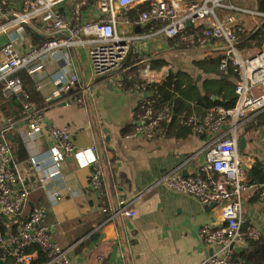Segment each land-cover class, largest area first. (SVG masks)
I'll return each instance as SVG.
<instances>
[{
	"label": "crops",
	"instance_id": "1",
	"mask_svg": "<svg viewBox=\"0 0 264 264\" xmlns=\"http://www.w3.org/2000/svg\"><path fill=\"white\" fill-rule=\"evenodd\" d=\"M80 1L64 0L54 10L64 15L70 26L104 18L98 0H88L85 4ZM229 4L242 10H220L218 16L223 19L229 14L234 15L232 29L238 38V53L242 57L252 55L264 46V25L260 24L257 15L248 12H260L256 2L229 0ZM9 6L11 13L0 16V26L9 25L0 30V61L1 48L8 41H14L19 51L27 52L50 38L46 28L51 26L52 18L46 19V12L22 22L14 20V15L27 10L25 0H9ZM140 6L145 8V4H139L125 14H118L116 21L119 30L145 35L159 27V24L154 25V29L150 24H136L139 14L135 19L133 10ZM54 35L67 36L66 32ZM174 39L157 34L135 40L128 54L129 62H135L124 67L127 56L120 72L122 79L116 82L108 78L94 79L88 47L82 45L49 53L32 73L21 68L13 74L18 78L19 71L25 72L44 99L41 107L32 104L40 110L43 124L66 127L74 148L86 150L88 158L97 156L103 171L102 190L85 191L90 168L69 156L62 162L58 175L41 184L38 180L40 172L31 168L29 157L35 155L48 168L51 139L47 134L36 139L22 136L26 124L14 126L7 134L8 139H12V135L21 139L28 153L26 159H15L17 168L26 186L31 189L38 186L34 197H40L43 201L34 206L46 208L44 222L50 226L52 238L59 245L70 247V264H198L212 251L200 238L199 231L204 224L217 223V205H203L196 198L181 194L163 183H156V180L163 172L181 165L211 139L210 133L197 134L185 127L181 120L185 115L206 111L187 92L197 90L200 95H204L205 80L218 77L209 67L213 66L211 60L220 58V54L216 50L211 51L210 47L223 45L224 42L213 41L205 52L178 46L179 40L177 42ZM145 66L149 68L147 76L142 72ZM135 67L137 77H128L132 87L123 89L124 75ZM169 72L178 74L181 81L176 96L181 97L177 108L183 110L172 121L165 122L162 133L154 139L130 137L137 119L135 112L138 114L140 105L145 106L142 102H150L149 99L155 96L154 90L147 86L160 83ZM229 72L234 71L231 68L225 73L221 72L224 74L221 78L225 76L226 82L233 87L238 75L234 77ZM70 73L77 75L78 82L71 86L70 92L60 93L61 99L52 101ZM148 79L145 90L139 91L137 86L141 84L140 81ZM0 84L1 92L4 84ZM146 91H151L152 95L144 97ZM67 99L71 101L70 104H60ZM23 102L0 107V122L4 117L19 116ZM170 105L173 110L174 104ZM254 118L256 116L246 120L239 126L240 132H237L238 140L243 137L246 142L244 149L239 150L240 157L243 160L250 157L253 165L259 161L264 163V121L255 125L256 120L252 121ZM260 119L264 120V116ZM127 125L131 126L132 131L122 134ZM92 145L97 147L93 153L88 150ZM202 158L200 154L189 159L182 165L181 173L186 175L195 172ZM251 168L246 169L248 177ZM248 184L252 187L243 195L246 224L258 228L264 235V198L261 196L260 184L249 183V180ZM50 191H61L62 197L51 202ZM121 201L130 202L128 207L135 211L134 216L117 213L109 217L108 211L100 210V206L104 205L112 214ZM22 219L7 218L5 233L15 230ZM5 251L0 245L1 264H6L9 257ZM98 256H102L103 260L98 261Z\"/></svg>",
	"mask_w": 264,
	"mask_h": 264
},
{
	"label": "built area",
	"instance_id": "2",
	"mask_svg": "<svg viewBox=\"0 0 264 264\" xmlns=\"http://www.w3.org/2000/svg\"><path fill=\"white\" fill-rule=\"evenodd\" d=\"M62 1L64 0H25L27 10L21 14L15 13L14 20L25 22L46 12V19L52 18L51 26L46 28L50 38L27 52L19 51L14 41H8L1 48L0 83L4 84L1 94L4 98L20 94L24 102L19 116L4 117L0 122V218L16 217L29 195L7 135L16 124L24 120H27V124L22 136L36 139L47 134L52 142L48 149V168L35 155L29 157L31 168L40 172L38 180L41 184L57 176L62 162L72 156L77 162L90 168L85 191H101L103 186V171L98 157L88 158L86 150H76L66 127L43 124L40 110L26 100L28 96L19 79L13 75L14 72L25 68L32 73L49 53L82 45L88 47L94 79L108 78L116 82L122 79V63L130 53L133 42L139 38L157 34L167 39L178 38V46L205 52L213 41L221 40L223 45L210 48L220 54L219 71L225 73L231 67L238 75L234 86L235 102L231 107L211 106L203 114L193 113L182 118L181 123L185 127L197 134L210 133L211 139L181 165L163 172L156 183H163L181 194L192 196L203 205L216 203L217 223L204 224L199 231L200 238L212 251L198 264H234V251L246 248L249 240L261 235L258 228L246 224L243 195L252 187L248 184L246 169L252 167L253 161L250 157L246 160L240 157L237 128L264 111V49L246 57L240 56L238 38L232 29L234 15L229 14L223 19L218 16L220 10L242 9L229 4V0H98V7L104 18L80 26H70L65 16L54 10ZM87 1L81 0L80 3L85 4ZM139 4H145V8L139 13L136 24H150L153 29L154 25L159 24V27L145 35L128 34L119 30L116 21L118 14H125ZM248 12L257 15L260 24L264 25V12ZM7 13H11L9 0H0V16ZM187 23L190 25L187 26ZM8 26L2 25L0 30ZM58 32H66L67 36L56 37L54 34ZM142 69L147 76L148 66ZM149 80H144L137 89L141 92L145 90ZM64 82L57 94L71 91V86L78 82V77L70 73ZM77 101L80 102L79 99ZM143 109L137 115L129 136L152 140L162 133L165 122L170 120L171 108L166 104L154 113L148 103ZM96 148L92 145L88 150L93 153ZM200 154L203 158L197 170L192 174H182V165ZM260 190L264 198V184H260ZM61 197V191H50L51 202H56ZM129 204L130 202L121 201L112 214L104 205L100 206V210L108 211L109 217L117 213L134 216L135 211L129 209ZM46 216L44 206H34L15 230L0 233V245L7 255L14 258L16 264H31L37 254L35 247L45 252L47 261L43 264H70V247H61L52 238L50 226L44 222ZM97 259L102 261L103 257L98 256Z\"/></svg>",
	"mask_w": 264,
	"mask_h": 264
},
{
	"label": "trees",
	"instance_id": "3",
	"mask_svg": "<svg viewBox=\"0 0 264 264\" xmlns=\"http://www.w3.org/2000/svg\"><path fill=\"white\" fill-rule=\"evenodd\" d=\"M255 2H256L257 9L261 12H264V0H255ZM143 9H144V6H140L138 9L133 10L135 19H136V16ZM254 34L256 35L257 33H254ZM178 40L179 39L177 38L174 39V41H177V42ZM218 60L219 58L217 57L214 60H211L210 62L211 65L213 66L209 67V70H211V72L212 71L215 72V74L218 75V77L216 79L205 80V83L203 85L204 91H205L204 95H200L197 90L196 92H191V91L187 92L191 97L192 96L194 97V99L196 100V103L201 104V106L205 109L211 106H216V105H221L224 107H231L233 106L235 102L234 85L232 87V85L228 84L225 80V76L221 78V76L224 74L218 70ZM133 62L135 61L129 62V56H128V60L124 62V67L131 65ZM229 69H231V67H229ZM229 73H232L234 77H237L236 73L234 72H229ZM17 75H18V79L21 83V87L23 91H25L28 96L26 100L34 104L36 107L37 106L41 107V105L44 103V99L41 98L32 80H30L29 77L26 75V73L23 71H19ZM129 76L137 77L136 67L131 68L128 71V73L124 75V80H123V85H122L123 89H129L132 87V83L129 81V78H128ZM142 82L143 81H140V83ZM180 85H181V81L178 77V74L169 72L160 83H151L150 85L147 86L148 88L150 87L151 89L154 90L155 96L154 98L152 97L151 99H149L150 102L144 101L142 102V104L147 105L149 103L152 106L154 113L160 110L164 105H166L167 102L174 104L173 110H172V106L170 105V103L168 104L171 108V116H170L169 121H172L175 118L176 114H178V112H181L183 110V109L177 108L179 101L181 102V97L176 96V93H178L180 90ZM1 86L2 84H0V88ZM205 88L207 90H205ZM0 96H1V92H0ZM211 96H216L217 98L212 99ZM1 100H2L0 101L1 108H5V104L7 106H11L12 105L11 103L18 104V102L20 103L21 101H24V99L22 98L20 94L11 95L7 98H3L1 96ZM152 100H153V103L151 102ZM143 110L144 109L142 105H140V110L138 114H140ZM138 114L135 112V116ZM262 116H264V111L262 113L257 114L256 118L252 120V121L256 120L255 125H260L259 123L260 122L262 123V121H264L260 119V117ZM131 131H132L131 126L127 125L122 130V134H126ZM9 142H10V146L14 154V157L17 161L26 159L28 157V153L25 147L23 146L21 139H19L15 135H12V139H9ZM248 180H249V183L264 184V163L263 162L259 161L252 166L251 170L249 171ZM37 188H38L37 185L33 186L32 189L31 187H28L29 195H28L27 201L24 204L21 212L17 215L21 219L26 217V215L28 214V212H30V210L32 209L34 205L43 201L42 198L40 197L39 198L34 197L36 195V191H38ZM17 216L15 217L16 220H18ZM6 222H8L7 218L5 217L0 218V233L2 234L5 233ZM61 247H66V246H61ZM35 249L37 253L36 258L31 262V264L45 263L47 261L45 252L39 247H35ZM233 261H234V264H264V235H260L259 237L255 239L249 240L246 248H241V249L234 251ZM6 264H15L14 258L9 256L6 261Z\"/></svg>",
	"mask_w": 264,
	"mask_h": 264
},
{
	"label": "water",
	"instance_id": "4",
	"mask_svg": "<svg viewBox=\"0 0 264 264\" xmlns=\"http://www.w3.org/2000/svg\"><path fill=\"white\" fill-rule=\"evenodd\" d=\"M187 26H189L190 24L189 23H187L186 24ZM263 49H264V46H263ZM99 79H103V78H99ZM109 86H110V84H108ZM70 92V91H69ZM150 95H152V92L151 91H146V92H144L143 93V96L144 97H148V96H150ZM62 98V94H57V95H55L51 100L53 101V100H58V99H61ZM50 100V101H51ZM71 103V101L70 100H63V101H61L60 102V104L61 105H65V104H70ZM24 124H27V120H25V121H22V122H19L18 124H16L15 125V127H18V126H22V125H24ZM105 130H103V132H104ZM106 140H107V138H106ZM245 139L243 138V137H240L239 138V140H238V148H239V150H243L244 149V147H245ZM216 203L215 202H210L207 206L208 207H212V206H214ZM0 264H1V262H0Z\"/></svg>",
	"mask_w": 264,
	"mask_h": 264
},
{
	"label": "rangeland",
	"instance_id": "5",
	"mask_svg": "<svg viewBox=\"0 0 264 264\" xmlns=\"http://www.w3.org/2000/svg\"><path fill=\"white\" fill-rule=\"evenodd\" d=\"M237 132L239 133L240 132V127L237 129ZM245 152H247L248 153V151L247 150H245ZM242 153H244V152H241V154ZM243 201H244V199H243ZM243 207H244V205H243ZM245 207H246V205H245Z\"/></svg>",
	"mask_w": 264,
	"mask_h": 264
}]
</instances>
